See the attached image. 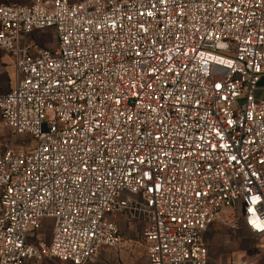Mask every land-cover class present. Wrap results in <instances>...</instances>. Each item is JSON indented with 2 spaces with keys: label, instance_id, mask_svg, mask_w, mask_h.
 Here are the masks:
<instances>
[{
  "label": "built area",
  "instance_id": "1",
  "mask_svg": "<svg viewBox=\"0 0 264 264\" xmlns=\"http://www.w3.org/2000/svg\"><path fill=\"white\" fill-rule=\"evenodd\" d=\"M0 52V264L96 261L120 216L146 264H209L220 215L264 254V0L8 3Z\"/></svg>",
  "mask_w": 264,
  "mask_h": 264
},
{
  "label": "rangeland",
  "instance_id": "2",
  "mask_svg": "<svg viewBox=\"0 0 264 264\" xmlns=\"http://www.w3.org/2000/svg\"><path fill=\"white\" fill-rule=\"evenodd\" d=\"M77 2L81 0H70ZM24 4L26 0H10L7 3ZM3 5V4H0ZM56 36L52 29L36 32L31 36L33 43L38 46L54 47ZM15 81V73L11 59L0 52V91H8ZM255 98H264V78L255 91ZM9 130L0 123V137L8 140ZM227 212L226 210L222 213ZM220 215L204 235L208 248L209 264H231L233 261L245 259L253 264H264V254L258 249L257 241L243 228L232 230L221 223ZM120 229L122 244L117 248L103 247L98 252V259L88 264H146L142 241L144 222L133 221L126 216L114 219ZM45 229L44 238L49 241L50 222ZM42 264H70L54 260H45Z\"/></svg>",
  "mask_w": 264,
  "mask_h": 264
},
{
  "label": "crops",
  "instance_id": "3",
  "mask_svg": "<svg viewBox=\"0 0 264 264\" xmlns=\"http://www.w3.org/2000/svg\"><path fill=\"white\" fill-rule=\"evenodd\" d=\"M8 1H10V0H0V4H4V3H7ZM28 0H26V2H27ZM6 56V55H5ZM6 57H8V56H6ZM7 92V91H6ZM2 93H5V91H0V94H2Z\"/></svg>",
  "mask_w": 264,
  "mask_h": 264
}]
</instances>
